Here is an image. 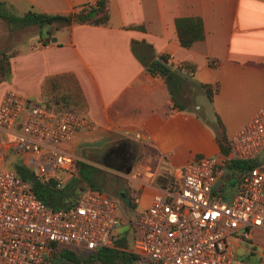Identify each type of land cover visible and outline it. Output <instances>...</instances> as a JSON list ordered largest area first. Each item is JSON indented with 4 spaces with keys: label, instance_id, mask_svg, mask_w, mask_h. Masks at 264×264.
<instances>
[{
    "label": "crops",
    "instance_id": "obj_1",
    "mask_svg": "<svg viewBox=\"0 0 264 264\" xmlns=\"http://www.w3.org/2000/svg\"><path fill=\"white\" fill-rule=\"evenodd\" d=\"M93 1L5 0V7L16 15L27 9L68 14ZM107 11L104 25L11 26L0 18V48L14 50L9 57V77L0 80V96L10 88L27 102L42 104L50 93L45 79L55 76L56 88L51 92L73 91L77 86L83 104L75 111L95 124L91 130L76 129L69 140L56 146L71 153L74 160L69 170L51 171L40 169L39 160L31 162L17 149V127H0V165L13 169L7 165L19 162L37 177H53L55 184L61 179L64 205L85 188L116 196L81 180L76 161L94 167L96 182V176L101 180L98 168L80 158V150L103 140L128 141L134 144L132 160L124 168L123 161L119 168L108 166L114 179L103 180L111 185L119 177L115 188L125 194L116 196L120 212L123 219L134 222L139 233L135 219L164 183L158 176L168 171L177 175L189 160L222 153L215 138L217 119L229 140L264 102V0H107ZM186 16L200 18L203 37L182 46L174 20ZM46 37L48 44H35ZM158 55H164L180 75L173 97L161 75L144 69L143 62ZM202 83H217L209 99ZM51 107L61 108L58 104ZM51 146L41 145L39 157ZM263 151L253 160L264 168ZM234 181L225 171L214 181L213 190L231 193ZM126 229L127 224L120 223L112 243L116 239L123 242ZM132 240L128 245L123 242L126 249Z\"/></svg>",
    "mask_w": 264,
    "mask_h": 264
},
{
    "label": "built area",
    "instance_id": "obj_2",
    "mask_svg": "<svg viewBox=\"0 0 264 264\" xmlns=\"http://www.w3.org/2000/svg\"><path fill=\"white\" fill-rule=\"evenodd\" d=\"M26 104L21 94L4 89L0 127H17V149L31 162L39 160L40 169L69 170L73 155L56 146L76 129H93L94 122L70 109ZM41 145L53 146L39 157ZM263 148L264 102L229 138L227 153L201 155L185 162L177 175L165 173V182L135 219L139 233L129 250L149 264H231L229 237L264 231V168L254 164L240 172L231 193H213V183L231 158L253 159ZM122 219L118 198L97 189L85 188L73 201L51 208L27 179L0 165V264H44L51 243L81 252L110 246ZM258 264H264V239Z\"/></svg>",
    "mask_w": 264,
    "mask_h": 264
},
{
    "label": "trees",
    "instance_id": "obj_3",
    "mask_svg": "<svg viewBox=\"0 0 264 264\" xmlns=\"http://www.w3.org/2000/svg\"><path fill=\"white\" fill-rule=\"evenodd\" d=\"M5 4V0H0V18L7 21L11 26H23L27 24L43 25L53 22L59 24L74 22L104 25L108 21L107 0H94L93 2L82 3L68 14L48 13L27 9L21 14L16 15L9 12ZM174 26L177 39L182 46H189L193 41L203 37L201 20L197 16L176 17ZM47 40L48 37L44 38L43 41ZM133 42V40L130 42L132 50ZM13 53L14 50L9 47L0 48V80L9 77V57ZM143 65L145 70L151 73H157L164 78L173 97L177 83L180 80V75L177 69L172 68L166 63L165 56L158 55L153 57L149 61L143 62ZM54 80L55 76L46 77L45 79V85L49 88L50 93L42 100V105L52 106V104H58L61 108L79 111L80 106L83 104V98L78 87L76 86V89L73 91L68 89V92L64 91L63 93L51 92L56 88ZM201 85L208 99L217 89V83H202ZM216 123L218 128L215 138L219 151L227 153L229 150V140L226 139L218 119ZM254 164L255 161L253 159L231 158L226 164L225 171L226 173L231 172L230 177L232 180H236L240 172ZM76 167L81 180L89 186L97 187L94 185V167L81 161H76ZM15 172L20 177L30 182L31 189L36 196L49 207L58 208L66 203L62 202L63 187H59L55 184V178L37 177L31 169L28 170V168L22 164L16 166ZM161 177L163 178L162 182H165L166 177L163 175L158 176V181ZM213 193H215V191H213ZM136 259L143 260V264H149L145 258L126 249L123 242L116 239L110 246L96 247L88 252H81L71 246L51 243L49 245V256L44 264H133V261Z\"/></svg>",
    "mask_w": 264,
    "mask_h": 264
},
{
    "label": "rangeland",
    "instance_id": "obj_4",
    "mask_svg": "<svg viewBox=\"0 0 264 264\" xmlns=\"http://www.w3.org/2000/svg\"><path fill=\"white\" fill-rule=\"evenodd\" d=\"M54 24L57 25L58 23L54 22ZM119 140L122 139L103 140V142L97 144V146L82 148L78 154L80 158H83L86 161L94 163V165H96V167L98 168L99 174L101 175V180L98 178V176H96V182H94L95 183L94 185L97 187H101L103 190L110 192L116 196H118V194L116 193V191L113 190L114 186H112L113 188H111V185L105 184L106 181L103 180V178H107L106 180L108 181V183L110 181H113L114 172L112 168L103 164L101 157H102V152L105 150V148H107V146L114 144ZM19 158L20 157H18V159ZM20 164L21 163L16 162L15 164H9L7 166L13 167V169H15L16 166H19ZM36 165L37 164L33 166L34 170H36L37 168ZM30 169L31 168H28V170ZM227 173H226L227 176H231L230 175L231 172H227ZM127 192L129 193V190ZM128 220H129L128 217H125L121 222L127 224V229L124 233H122L123 235L121 236L123 237V242L126 245L130 244V241L138 234V230L134 222L131 223ZM120 228L125 229V226H121ZM263 239H264V231L255 230L251 232V234L248 237L231 235L229 237V241L231 244L232 251L234 253V258L231 264H258V258L261 254ZM59 245H64V244H59ZM142 261L143 260H136L135 264H143Z\"/></svg>",
    "mask_w": 264,
    "mask_h": 264
},
{
    "label": "flooded vegetation",
    "instance_id": "obj_5",
    "mask_svg": "<svg viewBox=\"0 0 264 264\" xmlns=\"http://www.w3.org/2000/svg\"><path fill=\"white\" fill-rule=\"evenodd\" d=\"M133 150L134 144L128 141L126 142L123 140H119L116 143L111 144L107 146V148H105V150L102 152L101 159L102 161L106 160L110 164L116 163V161L118 160H122L124 162L122 168H124L127 166V163L132 160L134 155ZM117 182H120L119 177H117V179L115 178V183ZM115 183L113 182V184H111V188H113L112 186H114L113 190L116 191L119 196L124 197V192L121 189L115 188Z\"/></svg>",
    "mask_w": 264,
    "mask_h": 264
},
{
    "label": "water",
    "instance_id": "obj_6",
    "mask_svg": "<svg viewBox=\"0 0 264 264\" xmlns=\"http://www.w3.org/2000/svg\"><path fill=\"white\" fill-rule=\"evenodd\" d=\"M54 39H55L54 37H51L52 41ZM33 104H35V102L28 101L27 104L25 105V108H27V107H29L30 105H33ZM23 114H24V111L22 112L21 115L23 116ZM102 162H103L104 165L112 166V167H116V168H119L122 165V160H118V161H116V163H113V164L108 163L106 160H103Z\"/></svg>",
    "mask_w": 264,
    "mask_h": 264
}]
</instances>
